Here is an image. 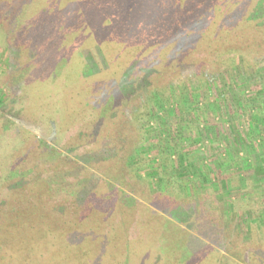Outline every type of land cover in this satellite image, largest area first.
I'll return each instance as SVG.
<instances>
[{"label": "rangeland", "instance_id": "rangeland-1", "mask_svg": "<svg viewBox=\"0 0 264 264\" xmlns=\"http://www.w3.org/2000/svg\"><path fill=\"white\" fill-rule=\"evenodd\" d=\"M229 1L250 36L219 60L183 35L200 2L144 0L150 63L118 72L99 43H130L126 11L0 0V264H264V0Z\"/></svg>", "mask_w": 264, "mask_h": 264}, {"label": "trees", "instance_id": "trees-1", "mask_svg": "<svg viewBox=\"0 0 264 264\" xmlns=\"http://www.w3.org/2000/svg\"><path fill=\"white\" fill-rule=\"evenodd\" d=\"M93 3L101 5V6L106 5L105 7H103V10H106V13L104 14V16L109 21L114 22V23H120L121 22L120 13L123 11H126L127 12V18L124 22H121V24H123L125 26L127 25V27H129V29L137 30L135 35L131 36V38L129 37V39H130L129 44L123 43V44H121V46L117 47L114 43H104V42L99 43L98 42L102 51H104L107 48L105 52L108 54L107 56L110 57V60L108 61L107 58H109V57H106V55H105V60L107 61L106 63H108L107 65L110 66V68H108L107 70L120 72L124 68H127L132 63L140 62L142 65H145L146 63L149 64L150 62L139 60L136 57H133L132 50H134L135 48L131 46L132 43H134L136 41L143 43V41H144L143 39H146L147 35L149 36V34H150L148 31H146L148 29L147 28L148 24L146 23V19H147V17H149V15L146 16V14L144 13V9H143V6L145 5L144 0H83V5L89 6ZM198 3L201 5V8L204 9L203 10V15H204L203 23L200 26H196L193 28H186V29H185V27L181 26L185 29L184 30L182 28V30L184 31L183 35H185V37H192L193 35H196V34L199 35V38L197 39L196 43H194V46H193L194 49L198 50V48L199 49L203 48V55L214 54L215 56H219L218 59L221 60V57L226 55V52H225L226 49L236 45L237 44L236 41L241 38V35L243 33L244 34H243L242 39L246 35H247V37L245 39H249L248 36H250V33H247V29H245L246 27L243 28L240 25L239 26L237 25L236 27H234V26H230L229 24L226 23L229 20V18L232 17L231 13L233 12L232 11L230 13V10H232V8L230 6L229 0H195V4H198ZM234 3L240 4V2H238L237 0H235ZM19 9H20V7L18 9H16L17 13H18ZM192 10L194 11L196 9L192 8ZM31 11H32V9H31ZM34 11L36 12V9ZM200 11L202 14V10H200ZM35 12H34V14H35ZM190 12H192V11H190ZM31 13L32 12H30V10H27V8H24L23 12H21V10H20L19 14H18V18H17L18 21L21 22L25 18H27V20H28V18L32 19ZM86 13H87V11H83L84 15ZM188 13H189L188 11L185 12L186 15ZM40 16L35 15L33 17V19L34 20L40 19L41 18ZM132 16H134L135 20L137 21L135 25H131L128 22V20ZM152 18H154V17L152 16ZM149 20H151V17L149 18ZM84 23H85V20H84ZM1 27L2 26L0 24V42L3 43V41H6V34L4 32V29H2ZM177 27H179V26H177ZM243 29H245V30H243ZM239 31H241L240 34L237 33ZM149 38H150V36H149ZM172 38L173 39L171 42H175L178 39L176 34H173ZM200 43H202L203 47L198 46V45H200ZM228 43L231 46L225 48V45ZM111 45H114V46H112V49L109 50V47ZM104 46H109V47H104ZM219 46H220V48H219ZM174 47H175V45H173V44L169 45L166 51L157 53L160 55L155 56L151 61H153V62L158 61V63L161 65V67H164L165 65H170L171 62H169V59H167L168 58L167 56L170 52L173 51ZM221 47H224V49H221ZM230 51H234V50H230ZM192 52L194 53V50ZM161 54H163V55H161ZM172 67H173V65H171V70L173 72L178 70V68H172ZM106 72H108V71H106ZM84 88L85 89L83 90V98L88 99V97L90 95L89 87L85 86ZM5 98H6V94L0 95L1 101H4ZM89 103H90V101L85 100L83 103V108H80V111H83V114L87 113L84 109L87 108ZM102 106L103 105H101V107ZM101 107H100V109H101ZM100 109H99V115H100ZM4 217H11V216H4ZM25 218L26 217H24L23 219H20V220H15L12 218L10 220H7V221H11V224H8V225H15L16 223L20 224L21 220L24 221ZM53 240H55V239L49 238V243L47 244V247L50 246V244ZM24 253H25L24 257H20L18 259V261H16V263H19V264H43L42 262L40 263L39 261H35V258L41 255L39 249L36 250L35 253L33 252V249H31L29 253H26V252H24ZM51 254L53 256L54 252H52ZM44 264H50V263L45 262Z\"/></svg>", "mask_w": 264, "mask_h": 264}]
</instances>
